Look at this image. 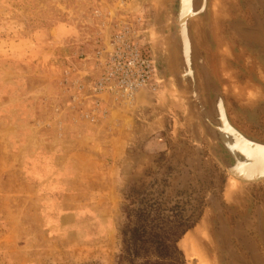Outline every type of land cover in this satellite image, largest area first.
Here are the masks:
<instances>
[{"label":"rangeland","instance_id":"1","mask_svg":"<svg viewBox=\"0 0 264 264\" xmlns=\"http://www.w3.org/2000/svg\"><path fill=\"white\" fill-rule=\"evenodd\" d=\"M173 5L0 0V264H118L128 214L146 193L163 215L189 226L176 243L184 264H192L194 247L209 264H264V179H235L233 187L212 142L201 130L194 139L170 76ZM207 15L189 23L226 116L264 142V57L253 46L264 50L237 30L262 33L264 0H208ZM121 33L155 67L150 85L129 102L96 86L106 73L99 55ZM110 111L120 122L110 134L121 160L112 163L106 145L74 155L75 139L111 125ZM113 164L119 205L110 232H101L96 212L108 204Z\"/></svg>","mask_w":264,"mask_h":264},{"label":"water","instance_id":"2","mask_svg":"<svg viewBox=\"0 0 264 264\" xmlns=\"http://www.w3.org/2000/svg\"><path fill=\"white\" fill-rule=\"evenodd\" d=\"M207 1L208 0H174V5L170 12V20L176 26V39L169 56V69L174 87L184 98L191 120V131L194 139L196 141L198 140V131L201 130L212 142L213 151L218 162L227 174L232 176L234 175V170L243 174L241 172L242 165L240 164L239 166L238 163L240 159L237 160L236 156H243L246 157L248 161H251L254 157V153L257 156L264 155V143L258 142V140L256 141L255 139L252 140L253 138H251L250 135L245 134L234 126L229 118L226 119L224 113L223 119L227 122V125L217 118L214 101H216V99L223 100V96L209 70L204 50L198 46L193 38L189 23L192 18L206 19L208 16ZM184 6L187 8L186 10ZM260 30L264 34V29L260 28ZM253 47L259 55L264 57V52L261 53L256 46ZM218 117L220 119L219 115ZM222 125H226L227 130L231 129V134L223 129L221 130ZM238 133L244 138L249 139L253 144H250L251 147H249V149L251 152L249 155L235 148V157L233 158V156L231 157L233 151L232 153L229 152L230 148L226 146L225 139L230 140L231 138L232 142H236L237 139L234 135H238ZM222 135L225 136V139H223ZM254 144L263 147H255L253 146ZM257 148L261 150L259 151ZM234 176L238 181H245L248 179V182H252L255 181L254 179H264V175H258L257 178H252V181L249 180L251 179L249 176H242V178L236 175ZM191 263H194V259L191 260Z\"/></svg>","mask_w":264,"mask_h":264},{"label":"trees","instance_id":"3","mask_svg":"<svg viewBox=\"0 0 264 264\" xmlns=\"http://www.w3.org/2000/svg\"><path fill=\"white\" fill-rule=\"evenodd\" d=\"M141 201L143 206L128 214L129 223L122 230L118 264H184L176 243L189 226L175 215L172 220L163 215L157 197L146 193Z\"/></svg>","mask_w":264,"mask_h":264},{"label":"built area","instance_id":"4","mask_svg":"<svg viewBox=\"0 0 264 264\" xmlns=\"http://www.w3.org/2000/svg\"><path fill=\"white\" fill-rule=\"evenodd\" d=\"M99 57H103L106 68L105 75L96 83L99 90L106 89L129 102L138 90L150 85L155 72L153 60L124 33L116 35L112 49L103 55L100 53Z\"/></svg>","mask_w":264,"mask_h":264},{"label":"crops","instance_id":"5","mask_svg":"<svg viewBox=\"0 0 264 264\" xmlns=\"http://www.w3.org/2000/svg\"><path fill=\"white\" fill-rule=\"evenodd\" d=\"M249 33L250 32L248 31V33H247L248 35L247 34L246 35L250 39H252L253 41L257 42L258 44H259V41H261L262 43L264 42L263 38H262L263 35L260 36L258 34L256 37L252 38L251 37L252 34L251 33L249 34ZM116 113H117V111H110V113H109V118L111 120V125H108V123H106V121H104L102 123V125L97 128V132H94V131L90 132V133L89 132H87V133L85 132L84 135L81 136L79 139H75L76 143H74L73 146H75L76 149L74 150L73 154L77 155V156H79V155L80 156H84V158H86L88 156H91V155H89L90 152L88 150H92L94 147H96L98 145H100L101 147L106 145V146H110V148L109 149L105 148L106 147L105 146L103 149L106 152L107 151H111V153L109 155L110 161L112 163L116 164L117 161L121 160V158H120L121 154H119V153H118V155L114 154L116 152L114 151V146H112L114 144V140H116V138L118 136L110 134V133H113L112 131H115L116 129H117L116 133H119L118 132V126L115 125V123L117 124L118 121H116V122L112 121V119H113V117H115ZM118 123H120V122H118ZM98 131H100L99 137H101V138H99V137L97 138V134L99 133ZM87 138H88V141H87ZM80 148H82L81 151H80ZM106 156H108V155H106ZM114 164L110 165V166H107L108 167L107 168V176L108 177L106 178L107 179L106 180V189H107L106 193H107V199L109 200L108 204H105V203L102 204V207L99 208V210L96 212V217H97V220H98L97 221V225L99 227V231H101V232H102L103 229H104L105 232H110V230H111L110 226H111L112 217H113L112 213L115 214L117 212V208H118V205H119V194H118L117 188H116V186H117V184L119 182V181H117L116 176L118 177L119 173L117 175H115V173H114V175H112V178L109 177L110 176L109 175V170L110 169H115V167H116ZM100 178H101V176H100ZM112 196H114L115 201H113Z\"/></svg>","mask_w":264,"mask_h":264},{"label":"bare ground","instance_id":"6","mask_svg":"<svg viewBox=\"0 0 264 264\" xmlns=\"http://www.w3.org/2000/svg\"><path fill=\"white\" fill-rule=\"evenodd\" d=\"M184 9L186 10L187 8H186V6H184ZM248 30H247V29ZM237 30L240 32V34L242 35V36H244V37H247V33H248V31L252 34V38H254V37H256L258 34L260 35V36H262L263 34L260 32L259 33V29L258 30H256V29H254V28H249V27H247V26H239L238 28H237ZM236 30V31H237ZM249 33V34H250ZM247 34V35H246ZM250 36V35H249ZM259 36V37H260ZM264 36V35H263ZM249 38V37H248ZM261 38V37H260ZM263 38V37H262ZM250 39V38H249ZM259 44H261V46L263 47V50H264V42L262 43L261 41H259ZM214 107L216 108L215 110H216V112H217V118H218V120H221L223 123H227L223 118V113H224V115H225V117H226V119H228V117L226 116V113H225V109H224V105H223V102H222V99H220V100H218V99H216V101H214ZM218 115L220 116V119H219V117H218ZM228 121V120H227ZM227 125V124H226ZM226 125H222V127H221V130L223 129L224 131H226V132H228V133H230L231 134V129L230 130H227L226 129ZM228 136H230V135H228ZM222 137H223V139H225V136L224 135H222ZM234 137L237 139V141L236 142H232L231 141V138H230V140L228 139V140H226L225 139V143H226V146L228 147V148H230L229 149V152L230 153H232V151H233V154L231 155V157L233 156V158L235 157V151H234V149L235 148H237L239 151H241V152H243V153H245L246 155H249V153L251 152L250 151V149H249V147H251V145L250 144H253V143H251V141L249 140V139H246V138H244L241 134L239 135V133H238V135L237 134H235L234 135ZM233 137V138H234ZM252 140H254V139H252ZM256 140V139H255ZM257 141V140H256ZM258 142H261V141H258ZM261 143H264V142H261ZM253 146H255V147H263V146H261V145H257V144H254ZM264 148V147H263ZM259 151L261 150L260 148H257ZM254 151H255V149H254ZM236 158H237V160H239L240 159V161L238 162L239 163V166H240V164L242 165V170H241V172L243 173V174H241L240 172H238L237 170H234V175H236L237 177H240V178H242V176L244 177V176H249L251 179H249L250 181H252L253 179L252 178H257V176L258 175H264V155H256L255 153H254V157L252 158V160L251 161H248L247 159H246V157H243V156H236ZM246 161H245V160ZM238 166V167H239ZM233 172V171H232ZM233 174V173H232ZM234 175H232V177H234V178H230V182H231V184H232V186L234 187V183H236V177L234 176ZM248 179H246L245 181L246 182H248L247 181ZM255 181H260L261 179H254ZM243 181V180H242ZM253 182V181H252ZM230 189H232V188H230ZM230 192V191H229ZM194 246V245H193ZM196 248L194 247L193 248V255H194V260L196 261V263L197 264H209V263H207V262H205L202 258H201V256L199 255V252L197 251L196 252ZM242 264H244V263H242Z\"/></svg>","mask_w":264,"mask_h":264}]
</instances>
